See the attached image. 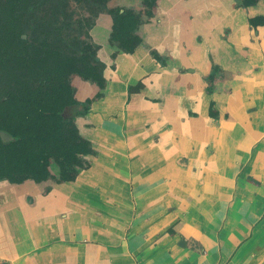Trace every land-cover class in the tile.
Wrapping results in <instances>:
<instances>
[{"label": "crops", "instance_id": "0c3cea01", "mask_svg": "<svg viewBox=\"0 0 264 264\" xmlns=\"http://www.w3.org/2000/svg\"><path fill=\"white\" fill-rule=\"evenodd\" d=\"M257 15L264 0H157L132 53L99 48L104 88L72 80L80 102L102 94L75 119L85 166L63 181L51 165L28 202L0 181V264H264ZM212 64L223 76L206 94Z\"/></svg>", "mask_w": 264, "mask_h": 264}, {"label": "trees", "instance_id": "16d2710c", "mask_svg": "<svg viewBox=\"0 0 264 264\" xmlns=\"http://www.w3.org/2000/svg\"><path fill=\"white\" fill-rule=\"evenodd\" d=\"M109 1L0 0V180L45 181L53 161L60 179L70 181L85 166L90 144L79 135L75 119L102 94L80 102L72 80L79 77L99 89L106 83L89 31L100 13H108L111 43L117 51L132 53L141 43L138 30L145 21L144 13L110 8ZM239 1L248 8L260 0ZM141 2L148 20L156 0ZM247 23L252 29L264 26V15L248 17ZM152 55L160 60L156 52Z\"/></svg>", "mask_w": 264, "mask_h": 264}, {"label": "rangeland", "instance_id": "374dc122", "mask_svg": "<svg viewBox=\"0 0 264 264\" xmlns=\"http://www.w3.org/2000/svg\"><path fill=\"white\" fill-rule=\"evenodd\" d=\"M107 5L110 8L118 6V7H123V8H132L136 11L142 12V13H144L143 14V19L145 20L144 22H147V17L145 16L146 9H145L144 5H142L141 0H110ZM89 33H90V37H91L93 44L96 46L97 53H98L99 48H100V50L102 49L106 53V54H103V51H101L100 54L108 57L109 59H114L115 56L114 57L112 56L113 53H112L111 49H112V47L115 48V46L110 41V33H111V17H110V15L108 13H100L95 18L94 25L91 28V30L89 31ZM138 34L141 37V43H142V41L144 39V34L141 31L138 32ZM94 40H96L95 41L96 43H94ZM152 52L157 53V51H155V49H151L150 50V56L151 57H153ZM114 53L117 54L118 51L117 52L115 51ZM102 58H103V56H102ZM160 59H161V57H160ZM108 62L110 63L111 61L108 60ZM101 64H103V63L101 62ZM104 67H105V65H104ZM214 68H217V70H214ZM213 70L215 71V74H213L214 73ZM212 75H214V76L212 77ZM209 76H211V80L207 81V78ZM222 76H223V71L221 70L220 65L212 64L209 73L203 77V81H205V83H206V87H205V93L206 94H209L208 93L209 92V85H210L211 89L215 90L216 81H217V79L222 78ZM51 165H53V170H54L53 174L60 175V173H59L60 171L58 169V166L55 167L56 165L54 164L53 161L51 162L50 166ZM52 180H55L54 177H52ZM0 181L8 182L7 180H4V179L0 180ZM29 181H33V180L32 179H26L20 184L10 183V182H8V183L18 185V186L20 185L19 188H17V189L21 190L22 192H24V194H26L27 202H28L29 201V193H30Z\"/></svg>", "mask_w": 264, "mask_h": 264}, {"label": "flooded vegetation", "instance_id": "af4514ba", "mask_svg": "<svg viewBox=\"0 0 264 264\" xmlns=\"http://www.w3.org/2000/svg\"><path fill=\"white\" fill-rule=\"evenodd\" d=\"M156 3H157V0H156ZM237 4H239V6H240V2H239V0H237ZM156 5V4H155ZM155 7V6H154ZM153 7V8H154ZM152 13H153V9H152ZM153 16V15H152ZM149 20V19H148ZM111 21H112V19H111ZM145 22H143L141 25H143ZM112 25V24H111ZM251 28V27H250ZM252 29V28H251ZM255 30V29H254ZM137 48V47H136ZM116 49V48H115Z\"/></svg>", "mask_w": 264, "mask_h": 264}, {"label": "water", "instance_id": "95a60500", "mask_svg": "<svg viewBox=\"0 0 264 264\" xmlns=\"http://www.w3.org/2000/svg\"><path fill=\"white\" fill-rule=\"evenodd\" d=\"M240 2V1H239ZM3 140H8L9 139V136L5 135V134H1Z\"/></svg>", "mask_w": 264, "mask_h": 264}]
</instances>
